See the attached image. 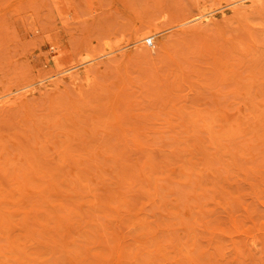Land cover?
<instances>
[{
  "label": "rangeland",
  "instance_id": "1",
  "mask_svg": "<svg viewBox=\"0 0 264 264\" xmlns=\"http://www.w3.org/2000/svg\"><path fill=\"white\" fill-rule=\"evenodd\" d=\"M233 1L0 0V264H264V2L179 26Z\"/></svg>",
  "mask_w": 264,
  "mask_h": 264
},
{
  "label": "bare ground",
  "instance_id": "2",
  "mask_svg": "<svg viewBox=\"0 0 264 264\" xmlns=\"http://www.w3.org/2000/svg\"><path fill=\"white\" fill-rule=\"evenodd\" d=\"M257 2H264V0H235V1H233L232 3H230V4H228V5H225V6H223V7H220V8H217V9H213V10H201V11H199L198 12V14L196 15V16H194V17H192V18H190V19H187L185 22H183V23H181L179 26H184V25H188L189 23H193V22H200V24L201 23H206V22H212V21H214L215 19H217L218 17L219 18H224L225 16L224 15H226L227 13H230V12H232V10H235V9H237V7L239 6L240 8H244V7H247V6H249V7H247V8H250V6H252L253 4L255 5V3H257ZM234 5L236 6V7H234ZM233 8H232V7ZM255 6H257V5H255ZM237 11V10H236ZM239 11V10H238ZM240 12V11H239ZM236 13V12H235ZM232 15V14H231ZM228 18H230V16H228ZM222 20H224V19H222ZM227 20H229V19H227ZM217 21V20H216ZM225 21V20H224ZM218 22V21H217ZM210 24V23H209ZM195 25V23L193 24V26ZM196 25H199V24H196ZM206 25H207V23H206ZM189 26V25H188ZM188 28H190V27H188ZM195 28V27H194ZM173 36V35H172ZM171 36V37H172ZM160 40H161V37H159L158 35H156V36H153V35H150V36H146V37H139V38H137V40L134 42V43H132L131 45H128V46H125V47H123V49H125V48H128V47H131V48H133L134 46L136 47V48H143V47H152V46H155V45H157V44H159V42H160ZM57 48H59V47H57ZM54 49V48H53ZM142 50V49H141ZM58 52V51H57ZM54 53H56V52H54ZM60 53H61V51H59V55H60ZM121 54V53H120ZM122 55H123V53H122ZM56 57V56H55ZM62 59V58H61ZM97 65V64H96ZM93 66V65H92ZM95 66V65H94ZM73 68H70V69H68V70H66V71H64V72H68V71H70V70H72ZM89 69H90V67H88V66H86V67H84V68H80V69H77V73L78 74H85L86 76L87 75H89L90 73H89ZM63 72V73H64ZM69 74H71V73H69ZM72 75L73 74H71V75H66V76H64L63 78H66V80H67V78L68 77H71L72 78ZM74 78V77H73ZM47 80H48V78H47ZM74 79H72V81H73ZM46 81V80H45ZM57 81V80H56ZM40 82H42V81H40ZM71 82V81H70ZM53 81L52 82H48V83H46V85L47 86H50V85H53ZM43 86H45V85H43ZM41 91V90H40ZM18 92V91H17ZM37 92V91H36ZM24 93V92H23ZM22 93V94H23ZM35 93V91L34 90H28L27 92H25L23 95H22V97H18V96H15V97H12V98H9V99H7V100H3V101H1V104L2 105H8V104H14V103H16L19 99H21V98H24V97H27L29 94H34ZM26 99H28V98H26ZM20 101V100H19ZM22 103V102H21ZM25 103V102H24ZM9 106H11V105H9ZM14 107V106H13Z\"/></svg>",
  "mask_w": 264,
  "mask_h": 264
}]
</instances>
